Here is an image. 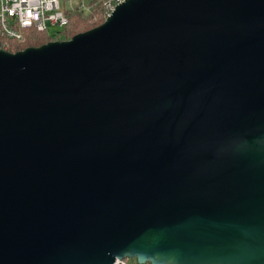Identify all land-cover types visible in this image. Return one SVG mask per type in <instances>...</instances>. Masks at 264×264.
Segmentation results:
<instances>
[{"label":"water","instance_id":"obj_1","mask_svg":"<svg viewBox=\"0 0 264 264\" xmlns=\"http://www.w3.org/2000/svg\"><path fill=\"white\" fill-rule=\"evenodd\" d=\"M264 264V0H126L0 49V264Z\"/></svg>","mask_w":264,"mask_h":264},{"label":"built area","instance_id":"obj_2","mask_svg":"<svg viewBox=\"0 0 264 264\" xmlns=\"http://www.w3.org/2000/svg\"><path fill=\"white\" fill-rule=\"evenodd\" d=\"M125 1H103L104 21ZM92 8V0H0V49L10 42L23 43L26 30L56 38L68 25L66 12L78 9L90 14Z\"/></svg>","mask_w":264,"mask_h":264},{"label":"trees","instance_id":"obj_3","mask_svg":"<svg viewBox=\"0 0 264 264\" xmlns=\"http://www.w3.org/2000/svg\"><path fill=\"white\" fill-rule=\"evenodd\" d=\"M105 0H92L93 8L90 14H84L78 9L66 12L68 25L59 32L56 38L49 37L44 33L32 30L25 31L23 43L10 42L7 48H1L8 53L14 54L27 48H38L50 42H62L72 39L74 36L97 28L104 22L102 15V2Z\"/></svg>","mask_w":264,"mask_h":264},{"label":"rangeland","instance_id":"obj_4","mask_svg":"<svg viewBox=\"0 0 264 264\" xmlns=\"http://www.w3.org/2000/svg\"><path fill=\"white\" fill-rule=\"evenodd\" d=\"M124 263L125 264H137L136 261L135 260H132V259H125L124 260ZM146 264H149V263H146Z\"/></svg>","mask_w":264,"mask_h":264}]
</instances>
